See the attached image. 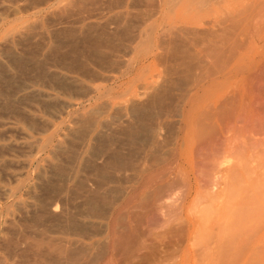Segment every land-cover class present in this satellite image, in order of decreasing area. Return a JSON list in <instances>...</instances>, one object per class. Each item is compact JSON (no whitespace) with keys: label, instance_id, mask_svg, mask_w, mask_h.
I'll use <instances>...</instances> for the list:
<instances>
[{"label":"rangeland","instance_id":"1","mask_svg":"<svg viewBox=\"0 0 264 264\" xmlns=\"http://www.w3.org/2000/svg\"><path fill=\"white\" fill-rule=\"evenodd\" d=\"M0 1V64L4 61L8 63L11 68V71L5 72L4 70L6 69L3 68L2 73L0 70V109H2L0 110V151L2 152V155H0V167L3 168H0V190L4 191H2L3 193L0 191V264H18L21 259H23V264H25L24 262H26V264H44L45 262V264H48L49 262L47 261L51 259V255H48L50 259L46 256L48 254H46L47 249L45 248V246L48 247L46 241H53L54 237V242L62 245L64 244V246H68L71 250L76 251L77 247H79L77 248L78 250L81 248L79 252H84L85 249V251H87L91 249L90 246H93V253L95 252V254L98 255V252L104 249L101 258L100 255H98L97 264H105V260L109 259V257L112 258L109 259L111 264H224V262L225 264H264V197L261 196L264 194V0H170L171 4L169 5L171 9L165 8L162 12H159V6L162 0H129V7H125V4L116 7V0H111L113 2L115 1V4L113 2L111 3L110 0H106L104 4V0H92L94 1L93 4L97 1V4H94L95 8L98 7L99 4H102L101 7L99 6V10L91 8L94 5L88 8L89 4L87 5V2L85 4L84 0H74L76 1L75 3L79 1L77 4L61 3L60 5L54 2L56 0H27V2L26 0ZM85 1L89 2L91 0ZM92 1L90 2L91 4ZM98 2L100 3L98 4ZM109 2L110 4H108ZM106 4H108V7ZM6 5H8V7L10 6L11 9L6 8ZM75 5L80 6L82 9L77 6L75 7ZM84 5L87 6L84 7ZM20 6L25 7L22 8ZM102 6L103 9H105V7L106 9L103 10ZM83 7L86 10L89 9L91 13L88 11H85L88 12L85 13ZM111 7L112 9H110ZM3 8L5 9L1 11ZM92 9L95 11L93 12ZM10 10L13 11V14ZM98 12L101 15L98 14ZM146 12L150 13V15ZM94 13L95 15L93 16L92 14ZM89 14L92 16H89ZM152 14H155V16L149 19L148 16ZM64 16L67 20L63 19ZM86 16L87 26L90 22L95 25L93 27L94 30L90 31L91 33L87 32L92 30L90 27H88L89 29H86V31H84L85 28L82 30L84 34H90L87 35L89 39L85 38L86 36H84L83 32L76 34L73 30L79 25L77 22L81 19L82 21L85 20ZM50 17L54 19L50 21V19H52ZM57 17L60 18L57 19ZM89 17L91 18L88 19ZM47 18L49 19L47 20ZM75 19L77 20L76 23L74 22ZM64 21L66 23H63ZM67 21L68 23L71 22V24H68ZM144 22L146 23L144 24ZM101 23H109L108 26L104 24L106 26L105 31L101 28L105 27ZM149 23L152 26L151 28L148 26ZM139 25H141V27ZM156 25H160L158 27L160 28V35L157 41L158 44L161 45V48L158 47V49H156L158 55L155 58H150V60L144 64L137 65L134 70L132 69L129 73L130 75L127 74V76L119 78L121 72L124 70L125 64L130 62L135 56L134 52L130 50L138 43L139 35H141V37L145 36L143 39L146 40L144 32H146V34L147 32L149 33V31L154 33L156 31ZM33 26H35L36 29ZM99 26L101 27L99 28ZM114 26H116V30H113ZM71 27H73V29ZM118 29H121L123 33H121V30V32L118 31ZM148 29L149 31H147ZM107 30H109V32ZM70 31L72 33H70ZM27 32L28 34H26ZM32 32L33 34H30ZM34 32L37 35H35ZM175 32H178L177 34L179 35ZM97 33H99V35L101 34V41ZM120 33L123 35H119ZM114 34L118 37H113ZM142 34L144 35L142 36ZM31 35L35 37H29ZM53 35H56V37H53ZM108 35L112 36L110 37V39H113L111 42H108ZM91 36L93 37L91 38L92 45L90 44ZM135 36L137 38H135ZM173 36L175 38H173ZM81 37L82 39L80 40ZM102 37H104L103 39L107 38L106 41L108 43L106 42L105 45L107 46V44L112 43L113 48L111 47L112 44H110L111 46L108 45L107 48H105L106 46L102 47L103 45L100 44H104L105 42ZM131 38L132 40H129ZM205 38L208 40V43ZM6 39L11 41L9 42ZM71 39L73 41L75 39L79 40L80 45L82 44L81 47L77 44L78 47H76L79 48L78 51L77 48L74 47L75 53L70 50L69 45H71V49L73 50L72 47L77 41L73 43ZM185 40H187L188 43L187 41L184 42ZM197 40L199 42H197ZM70 41L72 42L71 44ZM93 41H96L94 45ZM4 42H9V44L6 43L9 46H6V44L4 46ZM72 44L74 45L72 46ZM115 44L116 47H114ZM152 44L154 45V42ZM170 44L171 49H169ZM24 45H27V47ZM46 45L48 46L47 49ZM52 46H54L55 51H52ZM83 46H85V50H90V52L88 51L90 55L93 52V59L96 58L92 65L96 73L94 74L95 78L94 76L88 78L84 84L80 83V87V84L79 86H75L68 79V81H66V78L63 79L64 77L58 76L56 73L52 76V74L50 75V73L46 72V68H44L46 62H52V64L58 63L57 65L59 66H62L63 63L66 66H68L69 64L67 65V63L70 62L76 63L73 61L72 57H69L70 55L65 53L66 51L73 55L76 54V52L80 53L82 51L83 53ZM4 47H7L4 49L6 52L2 49ZM125 48L126 50H124ZM12 51H15V53ZM87 51L79 56H90L86 54ZM96 51L100 52V54H97ZM103 51H105L104 53L108 57L105 55L106 58L99 59V56L105 57L101 55ZM183 51H185V54L189 53L187 54L190 57L189 61L192 60V57L196 58V61L192 60L193 62L191 61L189 63L187 61L188 56H185V54L182 53ZM9 52L12 53V55H10ZM62 52H65V55H63ZM147 52H151V49L143 53L146 54ZM193 52L197 55L195 53L190 54ZM59 54L61 57L63 56L62 58H64V60L68 59V61L63 62L64 60L61 59ZM181 54H184L183 57L185 56V58H180L181 63L184 65V69L182 68V64L181 66L179 64V57ZM7 56L12 57L7 58ZM19 56L20 60L16 59L17 61H15V58ZM34 57L36 59H34ZM10 59H12V61H10ZM60 59L61 61H59ZM101 59H103L101 61L102 64L104 61L108 60L107 63L105 62L107 65L104 63L105 67L102 64V67L101 65H96L95 60L97 64H99L101 63ZM22 60L23 62H21ZM20 62L21 66L19 65ZM119 62H122V64ZM14 64L18 66L15 65L14 67ZM46 65L48 66V64ZM70 65L69 67L73 68L77 66V63L74 64L76 66ZM186 65L192 68L190 69ZM176 68L180 69V72H182L181 70H185L187 74L183 71L185 73H182L184 76L182 75L181 77V74L178 73V69ZM28 70L29 72H27ZM201 70L203 73L200 72ZM12 71L14 74L11 73ZM197 72L199 73L197 74ZM2 74H4V76ZM96 75L98 77H96ZM53 77L60 81L58 82L61 86H64L61 87L57 82H54L56 80L55 78L53 79ZM194 77H200V80L203 81L200 82V80ZM1 78L4 79L2 80ZM108 78H110V80H108ZM172 78H175V81L172 80ZM186 78H189V80ZM190 78L194 79L193 82ZM205 78L207 81H205ZM50 79L53 80L50 81ZM196 80L198 82L197 85H195ZM47 82L51 85H48L49 83L47 84ZM54 83H56V85ZM26 85L30 86L27 87ZM140 86L142 87L139 88ZM186 86L188 87L185 88ZM18 87L21 88L19 89ZM66 87L68 88L66 89ZM76 87L78 88L77 90ZM94 87H100L104 93L102 99H100L98 103L99 106L103 108L102 112H105L102 116L103 120L107 121H113L114 118L118 119V116H124L126 120L125 115L132 111L131 108L133 104L140 102V100L145 101L146 99H150L152 97L150 94L160 97V92L163 91L162 94L165 93V96H162L159 102L160 105H162L160 107H164L161 108L163 109L162 111L174 105L177 99L182 95H185V99L182 103L183 105H180L181 111L178 116H169L168 119H166L167 117H161L159 119V122L164 125L161 126L162 131H160L163 135L161 134L159 137H148L150 140L140 138L137 139L139 143L137 141L133 142L131 140L129 141L128 136L125 138V135H128V133L124 134L126 131L123 129L119 132L116 131L110 134L111 138H114V140H112L110 136H105V139L104 137L96 138L95 135L93 136L95 139L89 140V135H86L90 127L89 124L97 117L93 111V107L98 104L95 100L98 94L94 93ZM168 87L172 89L169 90ZM63 88H65V90ZM183 88L185 90H183ZM14 91H16V93ZM46 92L52 94L50 98L46 97ZM66 92H68V94ZM167 93L168 95H166ZM169 96L172 98L171 100ZM188 96L190 97L188 98ZM89 97L92 98L88 100ZM196 98H199L201 103H198L199 99L196 100ZM59 101L62 102L59 103ZM190 105H196L194 106L196 110L189 112L186 120L187 122H185L187 124L184 126V120L182 121L184 118L182 115L184 111L189 110ZM10 106L11 108H9ZM201 109H203V111ZM159 111L158 109L155 110L153 112L154 115ZM118 112L121 113L117 115L116 113ZM197 112L205 114L198 115ZM4 113L7 116L4 115ZM196 115L197 117L203 116L205 120H199H203V123L208 124H204V126L197 128V126L202 124L195 125L197 124V120L195 119L197 118ZM87 119H89V121L91 119V122ZM152 119L151 122L153 123L155 121L154 124H156L158 118L155 117L153 120ZM163 119L166 121L163 122ZM81 120L86 121V125L85 122L83 123ZM193 122L195 124L190 126ZM48 123L50 125H48ZM84 125L86 128H83ZM205 125L207 129L203 131ZM207 125H214L217 127L213 128ZM36 127L38 128L36 129ZM165 127H168L169 131ZM164 128L166 129V133ZM200 129H202L201 131L204 133L206 132L207 135H198ZM6 130L11 132L7 133ZM191 130L196 131L195 134L192 133ZM78 132H81L82 135H79ZM164 133L166 134L165 136L168 137H165ZM183 134H185V136ZM195 135H197V138L195 137L194 140L193 138ZM202 135H205V137ZM162 136L165 138L162 139ZM81 137L84 140H82ZM119 137L120 139L117 140ZM115 138H117L116 141ZM110 139L113 143L110 142ZM99 140L103 141L101 142L103 144L106 142L107 146L105 144L104 146L100 145L101 143ZM108 140L109 144L107 142ZM122 143L123 145L126 144L124 146L127 148H125ZM10 144L14 146L11 147ZM15 144L20 148L16 147ZM129 145L133 147L131 148ZM117 147L118 150L116 151ZM121 147L124 148V150ZM9 148L12 149L8 150ZM119 149L121 151L123 150L122 152L125 153L123 154ZM6 150L11 154L9 152V154H5L7 152ZM117 152L118 156L121 153V156H123H116ZM125 154L127 157L124 156ZM100 156L101 158H99ZM123 157H125V159H123ZM110 160L114 161L112 162ZM119 160L126 161L118 163L121 162ZM137 161H139V163ZM95 163H98V165ZM119 165H122L120 169L118 168ZM4 167L7 168L4 170ZM117 168L120 171H118ZM9 172L11 174H6ZM115 178H117L118 181ZM83 182L86 183L84 184ZM88 182L93 187H89L87 184ZM87 185L89 188H87ZM216 187L219 190L215 189ZM94 192L96 193L94 194ZM85 194L87 197L89 194L93 196L92 198L89 197L92 200H89ZM81 195L84 196L82 197ZM96 196H98L96 198L97 201L95 199ZM90 201H94L96 205ZM51 202L52 204L50 205L49 203ZM244 202H246V204ZM44 208L47 210H43ZM120 214H122L123 217H119L118 215ZM238 214H243V217L241 216L242 218L246 215L249 217L242 219L240 215L237 216ZM154 216H156V218H154ZM118 217L120 220L123 218L119 222L120 224L118 223ZM238 217L242 220L238 223L245 222L243 226H241L242 224L237 226V224L233 223L235 220L239 221ZM107 220H111V222L109 221L110 223L108 224L106 222ZM137 220L141 223L140 229H147V235L145 234L147 240L145 241L151 246V248H147V250H145L146 248H141V250L138 248L135 250L133 249L135 247H133L131 243V241L133 242L134 240L132 229ZM154 220H156L155 223L153 222ZM145 222L146 225H144ZM235 222L237 223V221ZM112 224L114 227L110 229ZM118 224L120 226H118ZM250 224L252 225L249 226ZM121 225L130 226V233L126 231V236L131 246H128L130 247L128 248V258H126V262L124 261V263L118 260L119 255L117 252L119 249L116 250L117 245L115 244L118 233L123 232L124 229ZM150 228L152 231L149 230ZM158 231H160L159 234H162L161 239L163 240H159L160 238L157 239L152 236L158 234ZM242 235L245 236L243 237ZM37 236L40 239L39 241L37 240ZM44 237L46 239L44 240L46 244H44L43 241ZM65 238L72 240L75 244L73 242L68 243ZM241 239L243 241H241ZM33 240L38 243L36 248L39 250L41 249V252L46 254L44 258L42 255V257L40 256L42 253L38 250L40 254L39 252L37 253L42 259H38V254H36V259V252H33L35 248L31 244L34 242ZM160 241L163 243V246L154 247V244L157 245L156 243H160ZM13 242L16 243L14 244ZM235 243L236 245H234ZM31 245L33 246V250L31 249ZM42 245H44L45 250ZM114 245L116 247H113ZM78 250L76 252H78ZM115 250L116 256L118 255L117 257L114 255L115 253L113 254ZM104 253H107V255ZM20 255H22L23 258H21ZM132 255H135V258H130ZM139 257H141L140 260H138ZM29 258L32 259L30 260L31 262H28ZM45 258L47 259L45 260ZM38 260H40L39 263ZM109 261L107 260V262Z\"/></svg>","mask_w":264,"mask_h":264},{"label":"bare ground","instance_id":"2","mask_svg":"<svg viewBox=\"0 0 264 264\" xmlns=\"http://www.w3.org/2000/svg\"><path fill=\"white\" fill-rule=\"evenodd\" d=\"M6 1V0H5ZM24 1V0H23ZM42 1V0H41ZM81 1V0H80ZM92 1V0H91ZM91 1H85L84 0V2H85V4H86V2H87V5H88V8H90L92 5H94V4H97V1H96V3H94L93 4V2L95 1H92V4L90 3ZM109 1V0H108ZM125 1V2H124ZM124 1H122V0H116V2H117V5H116V7L117 6H121V4L122 5H124L125 4V7H129V0H124ZM1 2V1H0ZM26 2H27V0H26ZM54 2H56V4H58V5H60L61 3L62 4H71V3H75L76 1H74V0H56V1H54ZM53 2V3H54ZM79 2V1H78ZM77 2V3H78ZM103 2V1H102ZM106 2V0H104V2H103V4ZM110 2L112 3L113 1H111L110 0ZM110 2L108 3V4H110ZM41 3V2H40ZM77 3H75V4H77ZM100 2H98V4H99ZM114 4H115V1L113 2ZM138 3V2H137ZM139 3H140V1H139ZM25 4V3H24ZM23 4V5H24ZM33 4H35V3H33ZM44 4V3H43ZM108 4H106V6L108 5ZM157 4V3H156ZM169 4H171V2H170V0H162L161 2H160V8H159V12H162L163 10H165V8H170V5ZM87 5H84V7L85 6H87ZM102 5V4H101ZM101 5L99 4V6L101 7ZM152 5V4H151ZM26 6V5H25ZM25 6H23V7H25ZM74 6V5H73ZM79 7L80 8V6H78V5H75V7ZM99 6L98 7H96L95 8V5L93 6V7H91V8H93V9H100L99 8ZM139 6V5H138ZM156 6H158V5H156ZM4 7H5V5H4ZM20 7H22V6H20ZM22 7V8H23ZM83 7V8H84ZM108 7V6H107ZM137 7V6H136ZM2 8V7H1ZM6 8H10V6L8 7V5H6ZM142 8V7H141ZM5 8H3V9H1V11L2 10H4ZM11 9V8H10ZM12 9H15V8H12ZM32 9V8H31ZM80 9H82V8H80ZM85 9V8H84ZM83 9V10H84ZM93 9H92V11H93ZM102 9H103V6H102ZM101 9V10H102ZM105 9H106V7H105ZM105 9H103V10H105ZM108 9V8H107ZM110 9H112V7L110 8ZM156 9H158V8H156ZM171 9V8H170ZM57 10V9H56ZM91 10V9H90ZM94 10V11H95ZM153 10H154V8H153ZM7 11V10H6ZM16 11V10H15ZM71 11V10H70ZM82 11V10H81ZM85 11H88V12H90L89 11V9L88 10H84V12ZM93 11V12H94ZM173 11V10H172ZM10 12L13 14V11L12 10H10ZM80 12V11H79ZM88 12H85V13H88ZM100 12V11H99ZM98 12V14H100ZM150 12V11H149ZM2 13V12H1ZM8 13V12H7ZM10 13V14H11ZM59 13V12H58ZM57 13V14H58ZM75 13V12H74ZM91 13V12H90ZM124 13V12H123ZM137 13V12H136ZM146 13H148V12H146ZM84 14V13H83ZM97 14V13H96ZM149 15H150V13H148ZM155 14H157V13H155ZM155 14H152L151 16H148V18L149 19H151L152 17H154L155 16ZM61 15V14H60ZM88 15V14H87ZM91 14H89V16H90ZM93 16L95 15V13L94 14H92ZM91 15V16H92ZM101 15V14H100ZM142 15V14H141ZM147 15V14H146ZM145 15V16H146ZM81 16H83V15H81ZM80 16V17H81ZM97 16V15H96ZM6 17V16H5ZM61 17V16H60ZM60 17H57V19L58 18H60ZM115 17V16H114ZM142 17V16H141ZM50 18H52V17H50ZM66 18H69V17H66ZM75 18V17H74ZM78 18V17H77ZM82 18H84V17H82ZM91 17H89L88 19H90ZM147 18V17H146ZM145 18V19H146ZM147 18V19H148ZM1 19V18H0ZM16 19V18H15ZM49 18H47V20H48ZM54 18H52V19H50V21H52ZM64 20H67V19H65V16H64V18H63ZM62 19V20H63ZM81 19V18H80ZM133 19V18H132ZM74 20V19H73ZM117 20H119V19H117ZM116 20V22H117V24H118V21ZM56 21H60V20H56ZM76 19H75V23H76ZM81 21V22H80ZM87 16H86V18H85V20H83L82 21V19L81 20H79V22H77V24L79 23V25L77 26V27H75L74 29H73V27H71L74 31H75V33L76 34H80V33H82L83 31L82 30H84V28H85V30L84 31H86V29L88 30L89 28L88 27H90V29H92V30H89V31H87V32H89V33H91L90 31H93L94 30V23H92V22H90L89 24H88V26H87ZM150 21V20H149ZM148 21V22H149ZM70 22V21H69ZM121 22V21H120ZM119 22V23H120ZM40 23V22H39ZM51 23V22H50ZM55 23H57V22H55ZM63 23H66L65 21L63 22ZM67 23H68V21H67ZM74 23V24H75ZM107 23V22H106ZM112 23V22H111ZM146 22H144V24H145ZM151 23V22H150ZM150 23H149V27L151 28L152 26L150 25ZM52 24V23H51ZM58 24V23H57ZM56 24V25H57ZM61 24H62V22H61ZM68 24H71V22L70 23H68ZM101 24H103V23H101ZM105 24V23H104ZM103 24V25H104ZM109 24V23H108ZM108 24H105L106 26H108ZM104 25V26H105ZM162 25V24H161ZM167 25V24H166ZM5 26V25H4ZM31 26H32V24H31ZM106 26L105 27H101V26H99V28L101 27V28H103L104 29V31L106 30ZM117 26H119V25H117ZM140 27H141V25H139ZM160 25H156V31L154 32V33H151L150 31H149V29L147 30V31H149V33L147 32V34H146V32H144V34L146 35V40L145 39H143L144 37H141V35H139V41H138V43L135 45V46H133L132 48H131V50L130 51H132V52H134V58L130 61V62H127L126 64H125V67H124V70L121 72V75H120V77L119 78H123L124 76H127V74H129L131 71H132V69L134 70V68L137 66V65H141V64H144V63H146L147 61H149L150 60V58H155L158 54H157V50L156 49H158V47L159 48H161V45H159L158 44V39L157 38H159V29L160 28H158ZM181 26V25H180ZM27 27V26H26ZM35 29H36V27L35 26H33ZM38 27V26H37ZM53 27V26H52ZM62 27V26H61ZM116 26H114L113 27V30H116V28H115ZM59 28V27H58ZM115 28V29H114ZM118 28V27H117ZM130 28V27H129ZM132 28H133V26H132ZM148 28V27H147ZM163 28H164V26H163ZM28 29V28H27ZM26 29V30H27ZM33 29V28H32ZM55 29H57V28H55ZM108 29V28H107ZM112 29V28H111ZM205 29V28H204ZM121 29H118V31H120ZM128 30V29H127ZM143 30V29H142ZM24 31V30H23ZM23 31H21V32H23ZM56 31V30H55ZM58 31V30H57ZM63 31V30H62ZM72 31V30H71ZM70 31V33H72ZM74 31H73V33H74ZM102 31V30H101ZM103 31V32H104ZM108 32H109V30H107ZM106 31V32H107ZM122 31V30H121ZM120 31V32H121ZM170 31V30H169ZM208 31V30H207ZM107 32V33H108ZM128 32H130V31H128ZM164 32V31H163ZM86 33V32H85ZM100 33V32H99ZM99 33H97L98 34V38L100 39V41H101V34L99 35ZM114 33H115V31H114ZM121 33H123V31L121 32ZM119 34V35H123V34ZM127 33V32H126ZM141 33V32H140ZM160 33H162V32H160ZM176 34L178 33V32H175ZM26 34H28V32L26 33ZM30 34H33V32L32 33H30ZM34 34L35 35H37L35 32H34ZM43 34V33H42ZM45 34V33H44ZM54 34H55V32H54ZM83 34H84V32H83ZM104 34V33H103ZM102 34V35H103ZM106 34V33H105ZM109 34V33H108ZM111 34V33H110ZM113 34V33H112ZM116 34V33H115ZM113 35V37L114 36H117V35ZM144 34H142V36L144 35ZM171 34H173V33H171ZM46 35V34H45ZM71 35V34H70ZM69 35V36H70ZM87 35H90V34H88V33H86V34H84V36H86L85 38H87V39H89L88 37L89 36H87ZM107 35V34H106ZM105 35V36H106ZM137 35V34H136ZM177 35H179V34H177ZM33 35H31V36H29V37H32ZM44 36V35H43ZM74 36V35H73ZM73 36H71V37H73ZM83 36V35H82ZM104 36V37H105ZM109 36V37H108ZM107 37L109 38L108 39V42L110 41L111 42V40H113L112 38L110 39V37H112V36H110V35H108ZM20 37V36H19ZM35 36H33V38H34ZM53 37H56V35H53ZM75 37V36H74ZM77 38H79L78 36H76ZM104 37H102V39L104 38ZM118 37V36H117ZM121 37V36H120ZM125 37V36H124ZM129 37H130V35H129ZM128 37V38H129ZM134 37V36H133ZM141 37V38H140ZM172 37V36H171ZM189 37V36H188ZM196 37V36H195ZM206 37V36H205ZM10 38V37H9ZM12 38V37H11ZM58 38V37H57ZM76 38V39H77ZM85 38H83V39H85ZM91 38H93L92 36L90 37V44L92 45V39ZM135 38H137L136 36H135ZM135 38H133V39H135ZM173 38H175L174 36H173ZM183 38V37H182ZM46 39H47V37H46ZM72 40L71 39V41H73V43L75 42V41H79V40ZM82 39V37L80 38V40ZM107 39V38H106ZM106 39H103V40H105V42H104V44H100V45H103L102 47H104V46H106L105 45V43L107 42L106 41ZM125 39V38H124ZM204 39V38H203ZM206 39V38H205ZM7 41H11V40H8V39H6ZM20 40V39H19ZM60 40V39H59ZM94 40V39H93ZM115 40V39H114ZM126 40V39H125ZM129 40H132V38L131 39H129ZM188 40V39H187ZM187 40H185L184 42H186ZM193 40V39H192ZM194 40H196V39H194ZM207 40V39H206ZM70 41V44L72 43ZM86 41V40H85ZM182 41V40H181ZM201 41V40H200ZM9 42H6V43H8L9 44ZM55 42L57 43V41L55 40ZM59 42V41H58ZM60 42H62V41H60ZM77 42H75L76 44L74 45V44H72V48H73V50L71 49V45H69L70 46V50L73 52V53H75L74 52V47H76L77 46V44H79V47H81V45H80V41L77 43ZM86 42H89V41H86ZM94 43H93V45L95 44V42L96 41H93ZM103 42H101V43H103ZM107 42V43H108ZM112 42H114V41H112ZM154 42V45L152 44ZM197 42H199L198 40H197ZM5 42L3 43L4 44V46H5V44H6ZM98 43V42H97ZM157 43V44H156ZM187 43H188V41H187ZM193 43V42H192ZM207 43H208V40H207ZM3 44H2V46H3ZM8 44H6V46H9ZM41 44V43H40ZM61 44V43H60ZM69 44V43H68ZM110 44H112V43H110ZM110 44H107V46L105 47V48H107L108 47V45H110ZM117 44V43H116ZM116 44L114 45V47H116ZM59 45V44H58ZM63 45V44H62ZM98 45H99V43H98ZM98 45H96V46H98ZM100 45H99V47H100ZM208 45V44H207ZM24 46H26L27 47V45H24ZM29 46V45H28ZM66 46V45H65ZM69 46H68V48H69ZM95 46V47H96ZM111 46V45H110ZM109 46V47H110ZM181 46V45H180ZM186 46V45H185ZM184 46V47H185ZM197 46V45H196ZM210 46V45H209ZM34 47V46H33ZM43 47H44V45H43ZM47 45H46V49H47ZM78 47V46H77ZM76 47V48H77ZM84 48H83V53L84 52H86L87 50H85V46H83ZM94 47V48H95ZM112 48H113V44H112V46H111ZM118 47H119V45H118ZM187 47V46H186ZM208 47V46H207ZM7 47H4V48H2L3 50L4 49H6ZM10 48V47H9ZM35 48V47H34ZM57 48V47H56ZM62 48V47H61ZM66 48V47H65ZM76 48H75V51H76ZM189 48H191V47H189ZM1 49V50H2ZM25 49H27V48H25ZM52 51H55V48H54V46H52ZM81 49V48H80ZM91 49V48H90ZM111 49V48H110ZM118 49V48H117ZM149 49H151V52H147L146 54L145 53H143L144 51H148ZM169 49H171V44H170V48ZM177 49V48H176ZM175 49V50H176ZM57 50V49H56ZM58 50H59V52H60V49H59V47H58ZM58 50H57V52H58ZM69 50V49H68ZM79 50V48H77V51ZM93 50V49H92ZM115 50V49H114ZM124 50H126V48L124 49ZM175 50H174V52H175ZM180 50V49H179ZM189 50V49H188ZM10 51V50H9ZM24 51V50H23ZM31 51V50H30ZM30 51H29V53H30ZM36 51H38V50H36ZM70 51V52H71ZM89 52H90V50H88ZM87 51V55L89 54V52ZM99 51H101V50H99ZM190 51V50H189ZM4 52H6L5 50H4ZM12 52H14L15 53V51H12ZM26 52V51H25ZM57 52H55V53H57ZM58 52V53H59ZM68 51H66V53L65 54H68V55H70L69 57L71 58L72 57V59H73V61H75L76 63H77V66L76 65H74V64H76V63H74L73 61V63H67V65L69 64H72V65H74V66H76V67H73V68H71V67H69V65L68 66H66V65H64V63H63V65L62 66H59V65H57L56 63L55 64H52V62L50 63H48V62H46V64H48V66L45 64V66H44V68H46V72H48V73H50V75L52 74V76H53V74L54 73H56L58 76L60 75V76H62V77H64L63 79H65L66 81H70V82H72L73 83V85H78L79 86V84L81 83H85L86 81H87V79L88 78H91L92 76H94V74H96L95 73V71H94V67L92 66L93 64H94V59H96V58H94L93 59V56H94V54H93V52H92V54L90 55V56H84V55H82V56H79L80 54H83L82 53V51L78 54L77 52H76V54H69V53H67ZM97 52V51H96ZM105 51H103V54H102V52H101V55H106L105 53H104ZM121 52H123V51H121ZM165 52H167V51H165ZM172 52V51H171ZM180 52H181V50H180ZM187 52V51H186ZM14 53H13V55H14ZM18 53V52H17ZM32 53V52H31ZM48 53V52H47ZM63 53V52H62ZM62 53H60V54H62ZM63 53V55H65ZM100 54V52H97V54ZM107 53H109V52H107ZM173 53V52H172ZM182 53H184L185 54V51H183ZM195 52H193V53H190V54H194ZM9 54L10 55H12V53H10L9 52ZM27 54V53H26ZM25 54V55H26ZM60 54H59V56H60ZM78 54V55H77ZM129 54V53H128ZM184 54H181L180 55V57H179V64H180V66H181V60H180V58H185V56H188L187 57V61L190 63L192 60H194V61H196V58H194V57H192V60L191 61H189L190 60V57H189V55H187V54H189V53H186L185 54V56L183 57V55ZM196 54V53H195ZM47 55V54H46ZM50 55V54H49ZM67 55V56H68ZM74 57H73V56ZM172 55V54H171ZM173 55H177V54H173ZM197 55V54H196ZM31 56H33V55H31ZM30 56V57H31ZM43 56V55H42ZM58 56V57H59ZM107 56V55H106ZM106 56L105 57H101V56H99L98 57V55H97V57L100 59V58H106ZM8 57H10V56H7V58ZM12 57V56H11ZM10 57V58H11ZM14 57H15V55H14ZM13 57V58H14ZM39 57V56H38ZM61 57V56H60ZM63 57V56H62ZM61 57V59H63L64 60V58H62ZM108 57V56H107ZM117 57V56H116ZM122 57V56H121ZM171 57H174V56H171ZM176 57H178V56H176ZM20 58V56L17 58H15V61H17L18 59ZM32 58V57H31ZM47 58V57H46ZM98 58H97V60H98ZM199 58V57H198ZM17 59V60H16ZM23 59V58H22ZM34 59H36L35 57H34ZM56 59H58V58H56ZM61 59L59 60V61H61ZM65 59H66V57H65ZM172 59V58H171ZM20 60V59H19ZM32 60V59H31ZM43 60V59H42ZM52 60H54V59H52ZM71 60V59H70ZM103 59H101L100 60V62L102 61ZM206 60V59H205ZM10 61H12V59H10ZM29 61H30V59H29ZM44 61V60H43ZM50 61V60H49ZM66 61H68V59H66V60H64L63 62H66ZM107 61L108 60H106V61H104V63L106 62L107 63ZM203 61V60H202ZM14 62V61H13ZM21 62H23V60L21 61ZM21 62L19 63V65L21 66ZM41 62V61H40ZM109 62H110V60H109ZM108 62V63H109ZM193 62V61H192ZM15 63V62H14ZM18 63V62H17ZM25 63V62H24ZM43 63V62H42ZM95 63H96V65H101L102 64V62L101 63H99V61H98V63L99 64H97V61L95 60ZM104 63L102 64V65H104ZM105 63V64H106ZM120 63V62H119ZM197 63H198V61H197ZM35 64H37V63H35ZM34 64V65H35ZM44 64V63H43ZM49 64H50V66H49ZM66 64V63H65ZM120 64H122V62L120 63ZM203 64V63H202ZM15 65H17V64H14L13 66L15 67ZM23 65V64H22ZM40 65H42V64H40ZM102 65H101V67H102ZM107 65V64H106ZM18 66V65H17ZM16 66V67H17ZM115 66V65H114ZM116 66H117V64H116ZM186 66H188L189 68H190V66L189 65H186ZM192 66V65H191ZM201 66V65H200ZM0 70H1V73L3 72V68H5L6 70H4V72L5 71H11V68H10V66H9V64L8 63H6V62H2L1 64H0ZM30 67V66H29ZM34 67V66H33ZM32 67V68H33ZM43 67V66H42ZM104 67H105V65H104ZM169 67V66H168ZM184 67V65L182 64V68ZM187 67V68H188ZM38 68V67H37ZM41 68V67H40ZM167 68V67H166ZM192 68V67H191ZM190 68V69H191ZM198 68V67H197ZM22 69V68H21ZM106 69H107V67H106ZM115 69V68H114ZM176 69H178V68H176ZM175 69V70H176ZM184 69V68H183ZM196 69V68H195ZM40 70V69H39ZM42 70V69H41ZM168 70V69H167ZM193 70V69H192ZM31 71V70H30ZM182 72H180V69H178V73H180L181 74V77H182V73H185L186 71L185 70H181ZM183 71H185V72H183ZM191 71V70H190ZM199 71V70H198ZM24 72V71H23ZM27 72H29V70L27 71ZM33 72V71H32ZM165 72H168V71H165ZM200 72H202V70L200 71ZM7 73V72H6ZM11 73H13V71L11 72ZM10 73V74H11ZM169 73V72H168ZM177 73V74H178ZM199 72H197V74H198ZM203 73V72H202ZM14 74V73H13ZM186 74H187V72H186ZM191 74V73H190ZM193 74H195V73H193ZM3 76H4V74H2ZM55 75V74H54ZM98 75V74H97ZM96 75V77H98ZM100 75V74H99ZM130 75V74H129ZM168 75V74H167ZM173 75V74H172ZM6 76H8V75H6ZM14 76V75H13ZM37 76H40V75H37ZM49 76V75H48ZM184 76V75H183ZM189 76V75H188ZM196 76H198V75H196ZM199 76H201V75H199ZM2 77V76H1ZM47 77V76H46ZM170 77V76H169ZM190 77V76H189ZM193 77V76H192ZM11 78V77H10ZM20 78H22V77H20ZM55 77H53V79H54ZM61 78V77H60ZM94 78H95V76H94ZM102 78V77H101ZM105 78H106V76H105ZM105 78H103V79H105ZM116 78V77H115ZM118 78V79H119ZM176 78V77H175ZM175 78H172V80H174L175 81ZM194 78H196L197 80H200V77L199 78H197V77H194ZM217 78V77H216ZM2 79V78H1ZM4 79V78H3ZM2 79V80H3ZM36 79V78H35ZM47 79V78H46ZM52 79V80H53ZM62 79V78H61ZM68 79V80H67ZM107 79V78H106ZM168 79V78H167ZM186 79H188L189 80V78H186ZM190 79H192V78H190ZM206 79V78H205ZM24 80V79H23ZM29 80V79H28ZM51 79H50V81H52ZM55 80L56 81H54V82H57L58 83V85H60L59 84V80L58 79H56L55 78ZM108 80H110V78H108ZM193 80L194 79H192V82H193ZM197 80H196V84L195 85H197ZM14 81V80H13ZM17 81V80H16ZM48 81V80H47ZM59 81V82H58ZM65 81V82H66ZM114 81H116V80H114ZM114 81H112V82H114ZM173 81V82H174ZM201 81H203V80H200V82ZM205 81H207V79L205 80ZM15 82V81H14ZM24 82V81H23ZM130 82V81H129ZM165 82L167 83V81H166V79H165ZM187 82H190V81H187ZM191 82V83H192ZM199 82V83H200ZM49 82H47V84H48ZM111 83V82H110ZM179 83V82H178ZM11 84V83H10ZM20 84V83H19ZM55 85H56V83H54ZM66 84H68V83H66ZM71 84V83H70ZM81 84H80V87H81ZM177 84V83H176ZM18 85V84H17ZM16 85V86H17ZM24 85H25V83H24ZM48 85H51L50 83L48 84ZM69 85V84H68ZM86 85V84H85ZM186 85H189V84H186ZM201 85V84H200ZM205 85V84H204ZM12 86V85H11ZM27 86V85H26ZM28 86H30V85H28ZM27 86V87H28ZM61 86V85H60ZM64 86V85H63ZM63 86H61V87H63ZM70 86V85H69ZM75 86H71V87H75ZM77 86V87H78ZM160 86V85H159ZM169 86V85H168ZM183 86V85H182ZM181 86V87H182ZM9 87V86H8ZM25 87V86H24ZM58 88H60L59 86H57ZM76 87V90L78 89ZM84 87V86H83ZM105 87V86H104ZM103 87V88H104ZM142 86H140L139 88H141ZM188 86H186L185 88H187ZM190 87H192L191 85H190ZM19 88V87H18ZM21 88V87H20ZM19 88V89H20ZM68 87H66V89H67ZM162 88V87H161ZM14 89H15V86H14ZM17 89V88H16ZM64 90H65V88H63ZM75 89V88H74ZM92 89V88H91ZM168 89L170 90V89H172V88H170V87H168ZM192 89H193V87H192ZM3 90V89H2ZM11 90V89H10ZM23 90V89H22ZM88 90H90V89H88ZM169 90H167V91H169ZM183 90H185L184 88H183ZM190 90V89H189ZM189 90H187V91H189ZM67 91V90H66ZM93 91H94V93H97L98 95L95 97L96 99V101H97V103L100 101V99H102V97H103V95H104V93L102 92V90L100 89V87H97V88H95L94 87V89H93ZM105 91V90H104ZM159 91V90H158ZM197 91V90H196ZM10 92V91H9ZM15 93H16V91H14ZM108 92V91H107ZM106 92V93H107ZM163 92V91H162ZM162 92H160V97H158V95H154L153 96V94H150V95H152V97L151 96H148V97H151L150 99H146L145 101L144 100H140V102H138V103H134L133 104V106H132V108H131V112L130 113H128L127 115H125L126 116V120L124 119L125 117L124 116H118V119H116V118H114V120L113 121H107V120H103V114L105 113V112H102V110H103V108H101L100 106H99V103L98 104H94L95 106L93 107V111H94V113L97 115V117H96V119L95 120H93V122H91V119H90V121H89V119H87L89 122H91V124H89V129L87 130V134L86 135H89V140H91V139H95V138H93V136L95 135V137L96 138H102V137H104L105 138V136H110V134H112V133H115L116 131H121V130H123V129H125L124 131H126L125 133H124V131H123V133L124 134H126V133H128V135H125V138H126V136H128L129 137V141L131 140V141H133V142H136L137 141V139H140V138H143V139H148V137H159L161 134H162V132H160V131H162V127L161 126H164V125H162V123H160L159 122V119L162 117V118H166V119H168V117L170 116V117H172V116H178L179 114H180V105L182 106L183 104V101H184V99H185V95H182L181 97H179L178 99H177V102L174 104V105H172L171 107H169L168 108V106L166 105V107L168 108V109H166V110H164V111H162L163 109H161V108H164V107H160V106H162V105H160V99H161V97L162 96H165V93H163L162 94ZM67 94H68V92H66ZM89 93V92H88ZM88 93H87V95H88ZM91 93V92H90ZM174 93V92H173ZM183 93V92H182ZM185 93H187V92H185ZM193 93H195V92H193ZM199 93V92H198ZM39 94V93H38ZM43 94V93H42ZM41 94V95H42ZM81 94V93H80ZM14 95V94H13ZM24 95V94H23ZM22 95V96H23ZM31 95H33V94H31ZM36 95V94H35ZM51 95L52 94H49V93H47L46 92V97H51ZM84 95V94H83ZM166 95H168V93L166 94ZM175 95V94H174ZM203 95V94H202ZM11 96V95H10ZM27 96V95H26ZM25 96V97H26ZM108 96V95H107ZM191 96V95H190ZM190 96H188V98L190 97ZM21 97V96H20ZM39 97V96H38ZM167 97V96H166ZM170 97V96H169ZM186 97H187V95H186ZM200 97V96H199ZM28 98V97H27ZM90 98H92V97H89V99L88 100H90ZM228 98H229V96H228ZM2 99V98H1ZM23 99V98H22ZM167 99V98H166ZM170 100L172 99L171 97L169 98ZM190 99H192V98H190ZM197 99H199V98H196V100ZM14 100V99H13ZM28 100V99H27ZM34 100V99H33ZM42 100V99H41ZM93 100V99H92ZM194 100V99H193ZM192 100V101H193ZM174 101V100H173ZM189 101H191V100H189ZM203 101V100H202ZM27 102V101H26ZM45 102V101H44ZM62 102V101H61ZM60 101H59V103H61ZM209 102V101H208ZM207 102V103H208ZM9 103H10V101H9ZM52 103H54V102H52ZM198 103H201L200 102V99H199V102ZM17 104H19V103H17ZM22 104V103H21ZM105 104V103H104ZM189 104V103H188ZM196 104V103H195ZM204 104V103H203ZM10 105V104H9ZM28 105V104H27ZM82 105V104H81ZM80 105V106H81ZM171 105V104H170ZM14 106V105H13ZM51 106V105H50ZM102 106V105H101ZM188 106V105H187ZM194 106H196V105H190V108H189V110L188 111H184V109H183V118L184 119H182V121L184 122V126H185V124H187V123H185V122H187L186 120H187V117H188V115H189V112H191V111H193V110H196V108L194 107ZM18 107V106H17ZM29 107H31V106H29ZM78 107V106H77ZM160 107V108H159ZM1 108V107H0ZM9 108H11V106L9 107ZM13 108V107H12ZM48 108V107H47ZM130 108V107H129ZM203 108H205V107H203ZM16 109V108H15ZM20 109H21V107H20ZM33 109H35V108H33ZM158 109V111L159 112H156V114L154 115V111L155 110H157ZM0 110H2V109H0ZM17 110H19V109H17ZM119 110V109H118ZM117 110V111H118ZM202 111H203V109H201ZM211 110V109H210ZM12 111V110H11ZM48 111V110H47ZM74 111V110H73ZM7 112V111H6ZM13 112V111H12ZM12 112H11V114H12ZM20 112V111H19ZM27 112V111H26ZM17 113H18V111H17ZM121 112H118V113H116L117 115L118 114H120ZM200 112H197V114L198 115H204L205 113H200ZM69 114V113H68ZM72 114V113H71ZM113 114H114V112H113ZM222 114V113H221ZM1 115V114H0ZM4 115H6L5 113H4ZM23 115V114H22ZM21 115V116H22ZM92 115V114H91ZM94 115V114H93ZM122 115H123V113H122ZM159 115H160V117H159ZM7 116V115H6ZM113 116V115H112ZM114 116H115V114H114ZM157 117L158 119L156 120L157 121V123L156 124H154L155 123V121L152 123L151 122V119L153 118H155V117ZM214 116V115H213ZM196 117H197V115H196ZM201 116H198L197 118H195L197 121V124H195L194 122L192 123V125H190V126H193L194 124L197 126V125H199V124H202V125H199V126H197V128L199 127H202V126H204V124H208V123H203L204 121L203 120H205V119H203V116L200 118ZM29 118V117H28ZM75 118V117H74ZM152 119V120H153ZM199 119H203V120H199ZM212 119H213V117H212ZM83 120H84V118H83ZM83 120H81V122L83 121ZM219 120H220V118H219ZM80 121V120H79ZM163 122L164 121H166L165 119H163L162 120ZM193 121H195V120H193ZM202 121V122H201ZM1 122V121H0ZM4 122V121H3ZM2 122V123H3ZM38 122V121H37ZM43 122H45V121H43ZM85 122V125H86V121H83V123ZM88 122V123H89ZM125 122V123H124ZM35 123V122H34ZM82 123V124H83ZM127 123V124H126ZM172 124V123H171ZM171 124H169V125H171ZM181 124V123H180ZM212 124V123H211ZM214 124H216V123H214ZM3 125V124H2ZM5 125V124H4ZM42 125V124H41ZM44 125V124H43ZM48 125H50L49 123H48ZM85 125L83 126V128H86L85 127ZM165 125H167V124H165ZM168 125V126H169ZM0 126H1V123H0ZM62 126V125H61ZM63 126H64V124H63ZM207 126H211V127H217V126H214V125H207ZM39 127V126H38ZM38 127H36V129L38 128ZM173 127H175V126H173ZM60 128V127H59ZM62 128V127H61ZM82 128V127H81ZM80 128V129H81ZM83 128H82V130H83ZM127 128V129H126ZM165 128H167V130L169 131V128L168 127H165ZM164 128V131H165V133H166V129ZM187 128V127H186ZM39 129H41V128H39ZM38 129V130H39ZM207 129V127H206V125H205V127H203V131H205V130ZM216 129V128H215ZM81 130V131H82ZM183 130V129H182ZM195 130V129H194ZM202 129H200L199 131V134L198 135H201V134H206V132L204 133L203 131H201ZM86 131V130H85ZM84 131V132H85ZM167 131V132H168ZM192 131V130H191ZM216 131V130H215ZM6 132L8 133V132H11V131H9V130H6ZM18 132V131H17ZM70 132V131H69ZM195 132L196 131H192V133H194L195 134ZM212 132V131H211ZM5 133V132H4ZM7 133H6V135H7ZM79 133V135L81 134L82 135V133L81 132H78ZM164 133V136L166 135ZM169 133V132H168ZM167 133V134H168ZM183 133V132H182ZM185 133V132H184ZM187 133V132H186ZM198 133V132H197ZM2 134V133H1ZM22 134H23V132H22ZM72 134V133H71ZM194 134H192V135H194ZM5 135V134H4ZM19 135V134H18ZM73 135V134H72ZM163 135V134H162ZM184 136H185V134H183ZM182 135V136H183ZM188 135V134H187ZM207 135V134H206ZM1 136H3V135H1ZM20 136V135H19ZM76 136V135H75ZM124 136V135H123ZM197 135H195L194 136V140H195V137H196ZM202 136H204L205 137V135H202ZM202 136H201V138H202ZM6 137H8V136H6ZM10 137V136H9ZM128 137H127V139H128ZM165 137H168V136H165ZM165 137H163L162 136V139H164ZM200 137V136H199ZM77 138V137H76ZM82 138V137H81ZM103 138V139H104ZM110 138H111V136H110ZM183 138V137H182ZM190 138V137H189ZM197 138V137H196ZM106 139V138H105ZM112 139V138H111ZM110 139V140H111ZM116 139L117 138H115V141H116ZM120 139V137L117 139V140H119ZM199 139V138H198ZM82 140H84L83 138H82ZM96 140H98V139H96ZM112 140H114V138L112 139ZM112 140L110 141V142H112ZM142 140V139H141ZM148 140H150V138L148 139ZM169 140V139H168ZM203 140V139H202ZM205 140V139H204ZM114 141V142H115ZM122 141H127V140H122ZM198 141V140H197ZM98 142V141H97ZM99 142L101 143V142H103V141H100L99 140ZM108 142V144H109V140L107 141ZM138 143H139V141H137ZM142 142V141H141ZM144 142V141H143ZM166 142V141H165ZM202 142V141H201ZM219 142V141H218ZM75 143V142H74ZM113 143V142H112ZM124 143V142H123ZM123 143H122V145H123ZM145 143V142H144ZM168 143V142H167ZM220 143H221V140H220ZM70 144V143H69ZM104 144L106 145V142H104ZM104 144L103 143H101L100 145H102V146H104ZM115 144V143H114ZM113 144V145H114ZM127 144H129V143H127ZM134 144V143H133ZM146 144V143H145ZM165 144V143H164ZM169 144V143H168ZM31 145V144H30ZM124 145H126V144H124ZM123 145V146H124ZM137 145V144H136ZM142 145V144H141ZM10 146L12 147V146H14V145H11L10 144ZM15 146H16V144H15ZM107 146V145H106ZM130 146V145H129ZM134 146H135V144H134ZM164 146H166V145H164ZM204 146H205V144H204ZM1 147V146H0ZM16 147H19V146H16ZM113 147V146H112ZM119 147V146H118ZM118 147H117V149H116V151L118 150ZM125 148H127L126 146H124ZM131 147V146H130ZM133 147V146H132ZM131 147V148H132ZM14 148V147H13ZM20 148V147H19ZM22 148V147H21ZM122 148V147H121ZM129 148V147H128ZM202 148V147H201ZM6 149H7V146H6ZM12 149V148H11ZM10 148L8 149V150H11ZM15 149V148H14ZM97 149V148H96ZM115 149V148H114ZM123 150H124V148H122ZM155 149V148H154ZM161 149V148H160ZM159 149V150H160ZM219 149V148H218ZM69 150V149H68ZM122 150V151H123ZM125 150H127V149H125ZM217 150V149H216ZM5 151V150H4ZM3 151V152H4ZM7 151V150H6ZM18 151V150H17ZM98 151V150H97ZM119 151L120 152H122L120 149H119ZM128 151V150H127ZM1 152V151H0ZM9 151H7L5 154H7ZM19 152V151H18ZM67 152V151H66ZM99 152V151H98ZM98 152H97V154H98ZM103 152V151H102ZM130 152V151H129ZM223 152V151H222ZM10 153V152H9ZM8 153V154H9ZM28 153V152H27ZM65 153V152H64ZM106 153V152H105ZM123 154L125 153V152H122ZM121 153V154H122ZM208 153V152H207ZM11 154V153H10ZM63 154V153H62ZM61 154V155H62ZM100 154H101V151H100ZM103 154V153H102ZM109 154V153H108ZM111 154V153H110ZM116 154V153H115ZM120 154V153H119ZM121 154L119 155V156H121ZM127 154V153H126ZM126 154L124 155V156H126ZM200 154V153H199ZM209 154V153H208ZM0 155H2V152H1V154ZM202 155V154H201ZM15 156V155H14ZM68 156H69V154H68ZM81 156V155H80ZM93 156V155H92ZM102 156V155H101ZM101 156L99 157V158H101ZM112 156V155H111ZM116 156H118V152H117V154H116ZM118 156V157H119ZM123 156V155H122ZM121 156V157H122ZM135 156V155H134ZM208 156V155H207ZM221 156V155H220ZM219 156V157H220ZM38 157V156H37ZM106 157V156H105ZM104 157V158H105ZM127 157V156H126ZM73 158V157H72ZM92 158V157H91ZM114 158H116V157H114ZM133 158V157H132ZM95 159V158H94ZM123 159H125V157H123ZM86 160V159H85ZM106 160V159H105ZM108 160V159H107ZM115 160V159H114ZM114 160H110V161H114ZM128 160V159H127ZM72 161V160H71ZM89 161V160H88ZM110 161H108L109 163H111ZM119 161H121V160H119ZM123 162L124 161H126V160H122ZM122 161L121 162H118V163H122ZM224 161V160H223ZM223 161H222V165H223ZM10 162V161H9ZM70 162V161H69ZM105 162V161H104ZM134 162V161H133ZM138 163H139V161H137ZM143 162V161H142ZM204 162H206V161H204ZM11 163V162H10ZM16 163V162H15ZM15 163H14V165H15ZM101 163V162H100ZM209 163V162H208ZM7 164H8V161H7ZM6 164V166L8 167V165ZM24 164V163H23ZM95 164H97L98 165V163H95ZM117 164V163H116ZM159 164V163H158ZM3 165V164H2ZM10 165V164H9ZM13 165V164H12ZM11 165V166H12ZM100 165V164H99ZM84 166V165H83ZM102 166V165H101ZM106 166V165H105ZM120 166V165H119ZM118 166V168L120 169L121 168V166L119 167ZM7 167H4V170H5V168H7ZM65 167V166H64ZM108 167V166H107ZM111 167V166H110ZM1 168V167H0ZM9 168V167H8ZM102 168V167H101ZM101 168H99V169H101ZM117 168V169H118ZM123 168V167H122ZM221 168V167H220ZM1 169H3V168H1ZM64 169V168H63ZM118 169V171H120ZM123 169H126V168H123ZM148 169V168H147ZM229 169V168H228ZM34 170V169H33ZM83 170V169H82ZM96 170V169H95ZM103 170V169H102ZM107 170V169H106ZM94 171V170H93ZM92 171V172H93ZM61 172V171H60ZM88 172V171H87ZM96 172V171H95ZM105 172V171H104ZM110 172V171H109ZM220 172V171H219ZM13 173V172H12ZM33 173V172H32ZM90 173V172H89ZM96 173H98V172H96ZM102 173V172H101ZM114 173V172H113ZM168 173V172H167ZM6 174H11L10 172L9 173H6ZM91 174V173H90ZM99 174V173H98ZM59 175V174H58ZM97 175V174H96ZM113 175V174H112ZM14 176V175H13ZM12 176V177H13ZM70 176V175H69ZM80 176V175H79ZM91 176V175H90ZM117 176V175H116ZM133 176V175H132ZM165 176V175H164ZM61 177V176H60ZM89 177V176H88ZM95 177V176H94ZM113 177V176H112ZM135 177V176H134ZM14 178V177H13ZM39 178H41V177H39ZM50 178V177H49ZM54 178V177H53ZM71 178V177H70ZM87 178V177H86ZM118 178V177H117ZM117 178H115V179H117ZM120 178H122V177H120ZM124 178V177H123ZM107 179V178H106ZM119 179V178H118ZM118 179H117V181H118ZM133 179V178H132ZM155 179V178H154ZM159 179V178H158ZM71 180V179H70ZM91 180V179H90ZM90 180H88V181H90ZM124 180V179H123ZM79 181V180H78ZM83 181V180H82ZM93 181V180H92ZM122 181V180H121ZM45 182V181H44ZM54 182V181H53ZM115 182H116V180H115ZM125 182V181H124ZM127 182V181H126ZM57 183V182H56ZM55 183V184H56ZM80 183V182H79ZM84 183V182H83ZM86 183V182H85ZM84 183V184H85ZM97 183V182H96ZM101 183V182H100ZM105 183V182H104ZM52 184H54V183H52ZM81 184V183H80ZM88 185H89V187H91L92 185L91 184H89V182L87 183ZM93 184H95V183H93ZM102 184H103V182H102ZM154 184H155V182H154ZM60 185V184H59ZM76 185H78V184H76ZM83 185V184H82ZM88 185H87V188H89L88 187ZM96 185V184H95ZM101 185V184H100ZM215 185V184H214ZM217 185V184H216ZM55 186V185H54ZM57 186H58V184H57ZM79 186V185H78ZM207 186V185H206ZM225 186V185H224ZM46 187V186H45ZM56 187V186H55ZM61 187V186H60ZM64 187V186H63ZM73 187V186H72ZM93 187V186H92ZM98 187V186H97ZM115 187V186H114ZM220 187V186H219ZM256 187V186H255ZM58 188V187H57ZM111 188V187H110ZM60 189V188H59ZM72 189V188H71ZM93 189H95V188H93ZM215 189H217V187L215 188ZM221 189V188H220ZM228 189H229V187H228ZM45 190H46V188H45ZM58 190V189H57ZM217 190H219V189H217ZM1 191V190H0ZM3 191V190H2ZM1 191V192H2ZM134 191V190H133ZM242 191V190H241ZM248 191V190H247ZM0 192V193H1ZM4 192V191H3ZM2 192V193H3ZM44 192V191H43ZM75 192V191H74ZM73 192V193H74ZM118 192V191H117ZM215 192H217V191H215ZM225 192V191H224ZM227 192V191H226ZM60 193V192H59ZM71 193V192H70ZM96 192H94V194H95ZM160 193V192H159ZM172 193V192H171ZM233 193V192H232ZM246 193V192H245ZM263 193V192H262ZM56 194V193H55ZM80 194V193H79ZM87 194V193H86ZM85 194V196L87 197V195ZM100 194V193H99ZM111 194V193H110ZM218 194L220 195V193L218 192ZM259 194V193H258ZM33 195V194H32ZM52 195V194H51ZM93 195V194H92ZM225 195V194H224ZM260 195V194H259ZM49 196V195H48ZM82 196V195H81ZM84 196V195H83ZM82 196V197H83ZM117 196V195H116ZM261 196H263L264 197V194H262ZM3 197V196H2ZM42 197H43V195H42ZM89 197H93V196H90V194H89V196L87 197V198H89ZM98 196H96L95 197V199L97 198ZM40 198H41V196H40ZM53 198V197H52ZM69 198V197H68ZM78 198V197H77ZM86 198V199H87ZM91 198H89V200L91 199ZM113 198V197H112ZM212 198V197H211ZM43 199H44V197H43ZM48 199V198H47ZM94 199V198H93ZM262 199V198H261ZM92 200V199H91ZM44 201V200H43ZM70 201V200H69ZM74 201V200H73ZM81 201V200H80ZM95 201V200H94ZM94 201H90V202H92L93 204H95V202ZM96 201H97V199H96ZM103 201V200H102ZM254 201V200H253ZM258 201V200H257ZM71 202V201H70ZM86 202V201H85ZM250 202V201H249ZM245 204H246V202H244ZM45 204V203H44ZM50 205L52 204V202L51 203H49ZM98 204H100V203H98ZM218 204V203H217ZM256 204H257V202H256ZM259 204V203H258ZM69 205V204H68ZM88 205V204H87ZM96 205V204H95ZM101 205V204H100ZM220 205H221V203H220ZM223 205V204H222ZM254 205V204H253ZM85 206V205H84ZM257 206V205H256ZM71 207V206H70ZM69 207V208H70ZM88 207H89V205H88ZM101 207V206H100ZM250 207H252V206H250ZM220 208V207H219ZM222 208V207H221ZM237 208V207H236ZM244 208V207H243ZM243 208H241V209H243ZM94 209V208H93ZM105 209V208H104ZM143 209V208H142ZM145 209V208H144ZM152 209V208H151ZM240 209V208H239ZM259 209V208H258ZM43 210H47V209H43ZM86 210V209H85ZM89 210V209H88ZM96 210H98V209H96ZM49 211V210H48ZM48 211H46V212H48ZM78 211V210H77ZM84 211V210H83ZM45 212V213H46ZM62 212V211H61ZM86 212H89V211H86ZM85 212V213H86ZM94 212V211H93ZM6 213V212H5ZM84 213V212H83ZM90 213V212H89ZM92 213V212H91ZM237 213V212H236ZM255 213V212H254ZM257 213V212H256ZM80 214V213H79ZM82 214V213H81ZM244 214V213H243ZM243 214H238L237 216H239L240 215V218H242L243 217ZM250 214V213H249ZM136 215V214H135ZM143 215V214H142ZM156 215V214H155ZM27 216V215H26ZM50 216V215H49ZM98 216V215H97ZM119 217H121L122 216V214H120V215H118ZM146 216V215H145ZM242 216V217H241ZM245 216V215H244ZM258 216H259V214H258ZM263 216V215H262ZM118 217V219H119V221H118V223L123 219H121L120 220V218ZM123 217V216H122ZM245 217H247V215L245 216ZM244 217V218H245ZM249 217V216H248ZM247 217V218H248ZM42 218V217H41ZM41 218H39V219H41ZM60 218V217H59ZM103 218H105V217H103ZM107 218V217H106ZM115 218V217H114ZM136 218V217H135ZM154 218H156V216H154ZM240 218L238 217V219H239V221L238 220H235V221H237V223L235 222V221H233V223H235V224H237V226H239V225H241V226H243V223H245V222H243V223H238V222H241L242 220H240ZM244 218H242V219H244ZM246 218V219H247ZM255 218V217H254ZM11 219V218H10ZM151 219V218H150ZM236 219H237V217H236ZM245 219V220H246ZM20 220V219H19ZM22 220V219H21ZM62 220V219H61ZM146 220V219H145ZM153 220V219H152ZM151 220V221H152ZM157 220V219H156ZM156 220H154L153 222L155 223V221ZM244 220V221H245ZM77 221V220H76ZM111 222V220H107L106 222L109 224L110 222ZM125 221V220H124ZM224 221H225V218H224ZM250 221V220H249ZM34 222V221H33ZM81 222V221H80ZM114 222V221H113ZM159 222V221H158ZM221 222H222V220H221ZM229 222V221H228ZM248 222V221H247ZM75 223V222H74ZM152 223V222H151ZM219 223V222H218ZM250 223V222H249ZM38 224V223H37ZM40 224V223H39ZM47 224V223H46ZM77 224V223H76ZM120 224V223H119ZM118 224V226H120ZM141 223L137 220V221H135V223H134V225H133V229H132V231H133V242L131 241V243H132V246L133 247H135V248H133L134 250L136 249V248H138L139 250H141V248L142 249H145V250H147V248H151V246H149V244H147L146 242L147 241H145V240H147L146 238H145V234L147 235V229H145V230H143V229H140V227H141V225H140ZM247 224V223H246ZM261 224V223H260ZM264 224V223H263ZM117 225V224H116ZM144 225H146V222H145V224ZM149 225V224H148ZM155 225V224H154ZM252 224H250L249 226H251ZM123 225H121V227H122ZM236 226V227H237ZM31 227V226H30ZM43 227V226H42ZM69 227V226H68ZM110 227V226H109ZM114 227V225L112 224L111 225V227H110V229H112ZM130 226L129 225H126V226H123L122 228H124L123 229V232H119L118 233V235H117V238H116V240H115V244L117 245V249L116 250H118L119 249V251L117 252L118 253V255H119V257H118V260H119V262H123L124 263V261L126 262V258H128L127 256H128V252H129V249L128 248H130V247H128L129 245L131 246V243L128 241V237L126 236L127 234H126V231H128L129 233H130V228H129ZM145 227V226H144ZM246 227V226H245ZM248 227V226H247ZM261 227V226H260ZM149 228V227H148ZM221 228H222V226H221ZM67 229V228H66ZM78 229H80V228H78ZM153 229V228H152ZM239 229V228H238ZM245 229V228H244ZM251 229H252V227H251ZM262 229H263V227H262ZM15 230V229H14ZM70 230V229H69ZM81 230V229H80ZM149 230H151V228L149 229ZM236 230V229H235ZM49 231V230H48ZM59 231V230H58ZM71 231H73V230H71ZM152 231V230H151ZM221 231H223V230H221ZM245 231V230H244ZM249 231L251 232V230H250V228H249ZM260 231V230H259ZM258 231V232H259ZM28 232V231H27ZM60 232V231H59ZM63 232V231H62ZM80 232V231H79ZM153 232H155V231H153ZM159 232L160 231H158L157 233L158 234H156V235H152L153 237H155V238H157V239H159V240H163V239H161V235L162 234H159ZM32 233H33V231H32ZM32 233H30V234H32ZM36 233V232H35ZM66 233V232H65ZM74 233V232H73ZM116 233V232H115ZM149 233L151 234V232L149 231ZM156 233V232H155ZM165 233V232H164ZM163 233V234H164ZM231 233H233V232H231ZM244 233V232H243ZM37 234V233H36ZM42 234H43V232H42ZM101 234H102V232H101ZM219 234V233H218ZM221 234H222V232H221ZM226 234H227V232H226ZM246 234V233H245ZM250 234V233H249ZM254 234V233H253ZM256 234V233H255ZM149 235V234H148ZM247 235V234H246ZM157 236V237H156ZM215 236V235H214ZM221 236V235H220ZM243 236V235H242ZM245 236V235H244ZM243 236V237H244ZM26 237V236H25ZM33 237V236H32ZM38 237V236H37ZM39 237H40V235H39ZM39 237H38V241L40 240L39 239ZM46 237V236H45ZM45 237L43 238V241L44 240H46L45 239ZM227 237V236H226ZM234 237V236H233ZM248 237V236H247ZM257 237V236H256ZM34 238V237H33ZM51 238V237H50ZM57 238H59V237H57ZM56 238V239H57ZM62 238V237H61ZM145 238V239H144ZM164 238V237H163ZM214 238V237H213ZM220 238V237H219ZM246 238V237H245ZM22 239V238H21ZM51 239H53V238H51ZM65 239H67V238H65ZM65 239H63V240H65ZM247 239V238H246ZM158 240V241H159ZM259 240V239H258ZM21 241V240H20ZM34 241V240H33ZM50 241V242H49ZM48 242L46 241V243H48V247H46L45 246V248L47 249V251H46V254H43L41 251V249L39 250V249H37L36 247H37V245H38V243H36L35 241V243L33 244V243H31L33 246H34V248L36 249H34V251L33 252H36L35 253V256H36V254H38L37 252H41L42 254H40V252H39V254H40V256L42 255L43 256V258H44V255H46L47 256V258H49L50 259V257H51V259L50 260H48L47 262H49L48 264H97L96 262L98 261V255H100V258H101V255H103V252L100 250V252H98V255L97 254H95V252L93 253V246H90L91 247V249H89V250H87V251H85L84 250V252H79V250H81V248L78 250L77 248H79V247H77L76 248V251L78 250V252H76L75 250H71L68 246H64V244L62 245V244H58V243H56V242H54L55 241V237H54V239H53V241H51V240H49ZM68 243H71V242H73L72 240H66ZM65 241V242H66ZM78 241V240H77ZM224 241V240H223ZM231 241V240H230ZM241 241H243L242 239H241ZM245 241H247V240H245ZM252 241V240H251ZM31 242V241H30ZM54 242V243H53ZM167 242V241H166ZM218 242V241H217ZM249 242V241H248ZM260 242V241H259ZM14 243V242H13ZM16 243V242H15ZM14 243V244H15ZM22 243H23V241H22ZM45 243V241H44V244H46ZM60 243V242H59ZM74 243V242H73ZM96 243V242H95ZM214 243V242H213ZM243 243H245V242H243ZM247 243V242H246ZM28 244V243H27ZM30 244V243H29ZM35 244H36V246H35ZM75 244V243H74ZM73 244V245H74ZM102 244V243H101ZM157 245H155L154 244V247H162L163 246V243L160 241V243H156ZM224 244V243H223ZM9 245V244H8ZM18 245V244H17ZM31 245V246H32ZM165 245V244H164ZM216 245V244H215ZM232 245V244H231ZM234 245H236V243L234 244ZM248 245V244H247ZM247 245H245V246H247ZM254 245V244H253ZM16 246V245H15ZM19 246V245H18ZM33 246H32V250H33ZM43 246V249H44V245H42ZM103 246H105V245H103ZM218 246V245H217ZM223 246V245H222ZM226 246V245H225ZM233 246V245H232ZM240 246V245H239ZM12 247V246H11ZM39 247V246H38ZM74 247H75V245H74ZM112 247V246H111ZM113 247H116L115 245L113 246ZM113 247H112V249H113ZM119 247V248H118ZM165 247V246H164ZM263 247V246H262ZM235 248H237V247H235ZM243 248V247H242ZM249 248V247H248ZM13 249V248H12ZM27 249V248H26ZM31 249H29V250H31ZM83 249V248H82ZM132 249V248H131ZM130 249V250H131ZM132 249V250H133ZM16 250V249H15ZM39 250V251H38ZM45 250V249H44ZM91 250H92V252H91ZM95 250H98V249H95ZM116 250H115V252H113V254L116 256ZM131 250V251H132ZM217 250V249H216ZM231 250V249H230ZM83 251V250H82ZM99 251V250H98ZM227 251V250H226ZM242 251V250H241ZM17 252V251H16ZM27 252H28V249H27ZM32 252V251H31ZM33 252L31 253L32 255H33ZM44 252V251H43ZM141 252V251H140ZM156 252V251H155ZM225 252V251H224ZM26 253V252H25ZM25 253H24V256H25ZM30 253V252H29ZM28 253V254H29ZM146 253H147V251H146ZM229 253H231V252H229ZM234 253V252H233ZM238 253V252H237ZM39 254L37 255L38 256V259L40 258V259H42L41 257H39ZM105 255H107V253H104ZM132 254V253H131ZM135 254H137V253H135ZM241 254V253H240ZM22 255H23V253H22ZM22 255H20L21 256V258H23V256ZM30 255V254H29ZM28 255V256H29ZM50 257H49V256ZM117 255V256H118ZM221 255H223V254H221ZM28 256H27V260H28ZM37 256H36V259H37ZM45 256V257H46ZM111 256V255H110ZM116 256V257H117ZM135 255H132V256H130V258L131 257H134ZM232 256V255H231ZM235 256V255H234ZM52 257H54V258H52ZM221 257V256H220ZM219 257V258H220ZM239 257V256H238ZM237 257V258H238ZM241 257V256H240ZM31 258H32V256H31ZM47 258H45V260L47 259ZM102 258H103V256H102ZM111 257H109V259H110ZM135 258V257H134ZM140 258L141 257H139V259L138 260H140ZM223 258V257H222ZM234 258V257H233ZM24 259H25V257H24ZM109 259H107L108 261H109ZM112 259V258H111ZM142 259H143V257H142ZM146 259V258H145ZM163 259V258H162ZM230 259V258H229ZM235 259V258H234ZM21 260H22V262H21ZM19 262L20 263H22L23 264V259H21ZM26 260V259H25ZM30 260H32V259H30L29 258V261L28 262H31ZM100 260H102V259H100ZM107 260H105L106 261V263L107 264H111V261H109V262H107ZM151 260V259H150ZM220 260H221V258H220ZM224 260V259H223ZM237 260V259H236ZM239 260V259H238ZM2 261V260H1ZM37 261V260H36ZM39 261L40 260H38V263H39ZM43 261V260H42ZM41 261V262H42ZM117 261V260H116ZM104 262V261H103ZM2 263V262H1ZM20 263H18V264H20ZM25 264H26V262H24ZM32 263H36V262H32ZM44 263V262H43ZM46 263V262H45ZM44 263V264H45ZM105 263V264H106ZM39 264H41V263H39ZM139 264V263H138ZM142 264V263H141ZM147 264V263H146ZM224 264H225V262H224ZM236 264H238V263H236Z\"/></svg>","mask_w":264,"mask_h":264}]
</instances>
